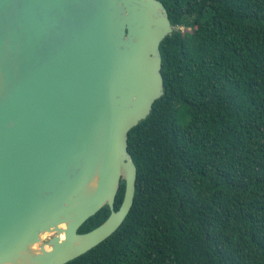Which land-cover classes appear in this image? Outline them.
<instances>
[{"label": "water", "instance_id": "1", "mask_svg": "<svg viewBox=\"0 0 264 264\" xmlns=\"http://www.w3.org/2000/svg\"><path fill=\"white\" fill-rule=\"evenodd\" d=\"M173 31L161 0H0V264H65L124 222Z\"/></svg>", "mask_w": 264, "mask_h": 264}, {"label": "trees", "instance_id": "2", "mask_svg": "<svg viewBox=\"0 0 264 264\" xmlns=\"http://www.w3.org/2000/svg\"><path fill=\"white\" fill-rule=\"evenodd\" d=\"M161 1L174 31L161 42L164 94L129 132L133 206L65 264H264V0Z\"/></svg>", "mask_w": 264, "mask_h": 264}]
</instances>
